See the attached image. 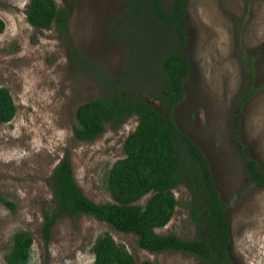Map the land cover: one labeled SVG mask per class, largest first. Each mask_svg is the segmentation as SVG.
Here are the masks:
<instances>
[{
    "label": "rangeland",
    "instance_id": "obj_1",
    "mask_svg": "<svg viewBox=\"0 0 264 264\" xmlns=\"http://www.w3.org/2000/svg\"><path fill=\"white\" fill-rule=\"evenodd\" d=\"M51 1L68 12L64 33L55 24L31 26L25 18L29 0H0V87L15 106L13 118L0 124V264L18 230L32 237L29 264H91L89 248L103 232L138 264H200L180 252L143 250L132 233L82 214L58 217L45 241L54 166L68 156L84 195L108 202L104 174L124 156L123 141L136 126V117H129L116 129L105 126L92 141H79L73 134L76 107L116 90L162 113L159 56L175 42L171 26L119 17L126 0ZM162 2L169 6L171 0ZM184 6L189 72L173 120L203 154L226 206L232 263L264 264V188L251 183L240 150L242 143L264 170V0H185ZM172 193L174 213L154 231L203 237L206 215L193 220L186 185Z\"/></svg>",
    "mask_w": 264,
    "mask_h": 264
},
{
    "label": "trees",
    "instance_id": "obj_2",
    "mask_svg": "<svg viewBox=\"0 0 264 264\" xmlns=\"http://www.w3.org/2000/svg\"><path fill=\"white\" fill-rule=\"evenodd\" d=\"M184 1L171 0L170 5L165 6L162 0H126V9L119 16L125 21L128 17L137 21L147 17L155 28L167 25L174 31L175 42L169 41L158 62L163 78L158 98L163 112L159 113L142 99L122 96L116 90L76 107L73 134L79 141H92L105 126L116 129L129 117H136V126L123 141L124 156L104 174L103 187L110 197L108 202H95L84 195L73 179L68 156L54 166L49 178L53 206L43 214L45 241L58 217L82 214L117 231L132 233L137 245L149 252H180L194 256L200 264H233L228 254L231 237L226 206L214 186L203 154L173 120L172 111L183 98V82L189 72L183 52L186 43L182 29L186 17ZM67 13L51 0H29L25 18L34 28L48 29L55 24L58 31L64 33ZM2 29L0 20V32ZM14 114L11 95L1 86L0 124L9 122ZM240 147L251 183L264 188V170L247 153L244 144ZM180 184H185L191 194L189 206L193 220L198 223L201 212L206 215L203 237L180 238L173 233L160 235L154 231L172 217L177 205L172 189ZM146 195L144 204L137 203ZM31 246L32 237L27 231L14 232L3 257L4 264H29ZM89 252L91 264H138L107 232L94 239ZM140 264L152 263L143 261Z\"/></svg>",
    "mask_w": 264,
    "mask_h": 264
},
{
    "label": "flooded vegetation",
    "instance_id": "obj_3",
    "mask_svg": "<svg viewBox=\"0 0 264 264\" xmlns=\"http://www.w3.org/2000/svg\"><path fill=\"white\" fill-rule=\"evenodd\" d=\"M228 227H229V225H228ZM229 234H230V230H229ZM230 246V245H229ZM229 248V247H228Z\"/></svg>",
    "mask_w": 264,
    "mask_h": 264
},
{
    "label": "water",
    "instance_id": "obj_4",
    "mask_svg": "<svg viewBox=\"0 0 264 264\" xmlns=\"http://www.w3.org/2000/svg\"><path fill=\"white\" fill-rule=\"evenodd\" d=\"M201 152V151H200Z\"/></svg>",
    "mask_w": 264,
    "mask_h": 264
}]
</instances>
